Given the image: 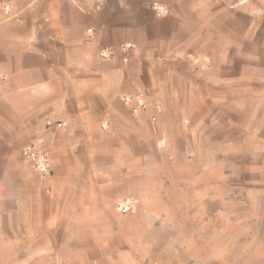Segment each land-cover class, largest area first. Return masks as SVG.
<instances>
[{
	"label": "crops",
	"instance_id": "0c3cea01",
	"mask_svg": "<svg viewBox=\"0 0 264 264\" xmlns=\"http://www.w3.org/2000/svg\"><path fill=\"white\" fill-rule=\"evenodd\" d=\"M245 1L106 0L89 10L73 0H0L12 8L0 12V250L23 244L42 264L210 263L203 243L166 244L180 252L167 260L146 259L155 249L148 243L107 253L106 220L126 197L164 208L189 186L181 173L199 176L197 164L178 161L199 130L181 120L198 106L196 127L208 123L206 109L218 101L209 92L232 72L230 23L256 17ZM140 94L148 109L133 115L123 99ZM46 119L62 128L46 129ZM30 144L47 153L48 176L22 160Z\"/></svg>",
	"mask_w": 264,
	"mask_h": 264
},
{
	"label": "rangeland",
	"instance_id": "374dc122",
	"mask_svg": "<svg viewBox=\"0 0 264 264\" xmlns=\"http://www.w3.org/2000/svg\"><path fill=\"white\" fill-rule=\"evenodd\" d=\"M244 5L251 6L256 17H251L254 22L243 16L230 23L232 72L221 73L220 89L209 92L218 101L206 109L208 123L202 130L196 127L203 109L198 106L181 120L183 126L195 124L199 130L183 141L186 158L180 155L178 161L197 164L199 176L194 179L193 170L181 173L192 177L189 186L183 188L182 199L174 196L164 208L156 203L138 207L135 202L131 213L121 215L115 208L119 200L114 202L106 220L112 229L106 238L113 250L107 253L116 255L126 244L148 243L155 249L146 259L167 260L180 252L166 244L203 243L209 264H264V0H246ZM174 147L179 152L181 143ZM143 210H163L166 219L142 218ZM1 240L7 242L5 236ZM2 246L0 264H42L40 258L30 260L31 252L21 249L23 244Z\"/></svg>",
	"mask_w": 264,
	"mask_h": 264
},
{
	"label": "built area",
	"instance_id": "2783aa9c",
	"mask_svg": "<svg viewBox=\"0 0 264 264\" xmlns=\"http://www.w3.org/2000/svg\"><path fill=\"white\" fill-rule=\"evenodd\" d=\"M105 2L106 0H73L74 4L83 5L89 10H99L105 5ZM11 9L12 8L10 4L4 3L0 7V12L7 15L11 12ZM156 11L160 15L167 13L166 9L164 8H157ZM87 34H92V30H87ZM124 48L131 49L132 46L127 44L124 46ZM110 56V52L105 50L101 51L100 53V57L102 59H109ZM123 102L129 107V110L133 115H138L148 109L146 97L142 94L135 97H124ZM151 121H155L154 116L151 117ZM44 126L50 131L62 128L61 123L54 122L50 119H46L44 121ZM21 156L24 163L32 172L40 176H48L50 174V159L41 144H30L25 146L21 152ZM134 207L135 201L130 197H126L119 200L116 203L115 208L119 214L127 215L133 211Z\"/></svg>",
	"mask_w": 264,
	"mask_h": 264
}]
</instances>
